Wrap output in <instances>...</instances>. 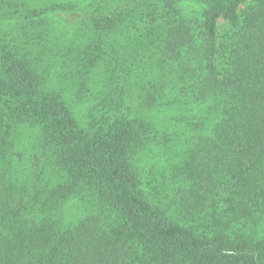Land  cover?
<instances>
[{"label":"trees","instance_id":"1","mask_svg":"<svg viewBox=\"0 0 264 264\" xmlns=\"http://www.w3.org/2000/svg\"><path fill=\"white\" fill-rule=\"evenodd\" d=\"M0 264H264V0H0Z\"/></svg>","mask_w":264,"mask_h":264},{"label":"rangeland","instance_id":"2","mask_svg":"<svg viewBox=\"0 0 264 264\" xmlns=\"http://www.w3.org/2000/svg\"><path fill=\"white\" fill-rule=\"evenodd\" d=\"M185 8L188 9L190 7L186 6ZM226 28H227L226 23H224L223 21H219V29H220V31L222 32V31L226 30Z\"/></svg>","mask_w":264,"mask_h":264}]
</instances>
